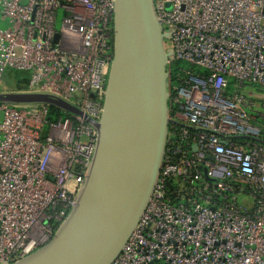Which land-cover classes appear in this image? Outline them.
Masks as SVG:
<instances>
[{"label":"built area","instance_id":"obj_1","mask_svg":"<svg viewBox=\"0 0 264 264\" xmlns=\"http://www.w3.org/2000/svg\"><path fill=\"white\" fill-rule=\"evenodd\" d=\"M153 5L168 67L181 64L167 83L172 124L147 207L111 264H264V123L251 124L264 114L251 115L244 93L264 89V0ZM0 16V84L7 70L26 72L20 92L82 114L49 121L45 105L0 103V264H12L51 240L87 172L113 0H0Z\"/></svg>","mask_w":264,"mask_h":264},{"label":"water","instance_id":"obj_2","mask_svg":"<svg viewBox=\"0 0 264 264\" xmlns=\"http://www.w3.org/2000/svg\"><path fill=\"white\" fill-rule=\"evenodd\" d=\"M168 6V5H167ZM169 35L153 0H113L112 60L92 157L68 215L51 240L12 264H111L154 190L168 127ZM0 103L50 105L82 115L41 93L2 92Z\"/></svg>","mask_w":264,"mask_h":264},{"label":"trees","instance_id":"obj_3","mask_svg":"<svg viewBox=\"0 0 264 264\" xmlns=\"http://www.w3.org/2000/svg\"><path fill=\"white\" fill-rule=\"evenodd\" d=\"M181 66V64L176 63L168 67V73H169V82H174V75L177 71V68ZM4 79L6 86L10 87V89L7 88V91L9 92H20L23 91L26 88L27 80H28V73L26 72H18L14 70H7L4 73ZM47 108V120L54 121L56 119H59L60 116H64L63 111L60 109L45 105Z\"/></svg>","mask_w":264,"mask_h":264},{"label":"rangeland","instance_id":"obj_4","mask_svg":"<svg viewBox=\"0 0 264 264\" xmlns=\"http://www.w3.org/2000/svg\"><path fill=\"white\" fill-rule=\"evenodd\" d=\"M60 20H61V17L59 15L57 23H56V30L57 31H58V29L60 27ZM2 23H3V25H1ZM6 25H7L6 22H2L1 16H0V28H5ZM165 44H166V42H165ZM7 88L10 89V87L6 86L4 75H3L2 79H1L0 90L2 89L4 92H9V91H7ZM244 93L245 94L251 93L252 96H253L254 101L257 103V106H256V108L254 109V112L251 115L255 116L257 113L264 114V109L261 108L262 103H264V89H259V88H256V87H247V88H245ZM263 123H264V118L263 117H258L256 119L251 120V124L254 125V126H257V127H259ZM46 132H47V130L45 129L44 132H43V135H45ZM239 201L241 203L242 200L239 199ZM243 201L244 202H242V203H244L245 206H250V204H251V199L250 198H247L246 200H243Z\"/></svg>","mask_w":264,"mask_h":264},{"label":"crops","instance_id":"obj_5","mask_svg":"<svg viewBox=\"0 0 264 264\" xmlns=\"http://www.w3.org/2000/svg\"><path fill=\"white\" fill-rule=\"evenodd\" d=\"M2 22H5V21L2 20ZM6 24H7V23H6ZM1 25H3V23H2ZM6 26H7V25H6Z\"/></svg>","mask_w":264,"mask_h":264}]
</instances>
